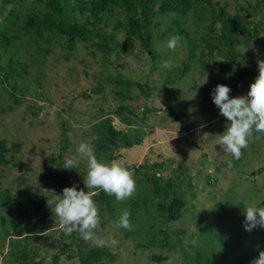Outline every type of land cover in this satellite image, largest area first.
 Instances as JSON below:
<instances>
[{
  "label": "rangeland",
  "instance_id": "374dc122",
  "mask_svg": "<svg viewBox=\"0 0 264 264\" xmlns=\"http://www.w3.org/2000/svg\"><path fill=\"white\" fill-rule=\"evenodd\" d=\"M38 7L37 0L0 4V140L11 163L21 164L0 166V190L21 188L42 208L39 215L27 206L24 216L0 212L5 217L0 264H17L8 245L17 240V248L33 247L26 258L31 263L46 255L48 264L50 255L58 254L54 264H202L195 258L198 253L208 264H251L264 251V228L246 231L244 208L264 207V132L253 127L239 159L224 152L219 134L230 122L219 114L211 91L224 84L232 90L230 98L246 95L258 76L257 61L264 57V0H193L183 15L156 11L140 34H148L149 46L144 48L134 35L128 53L119 52V44L128 40L121 12L95 24L113 34L108 52L93 44L99 39L95 34L69 50L59 37L43 32L38 38L19 27V19ZM219 8L227 14L238 11L249 30L246 40L236 36L232 51L216 37L219 21L212 10L216 16ZM172 36L180 37L175 51L167 47ZM237 53L244 58L239 64L256 74L242 76L231 65ZM166 60L174 62L171 69L161 67ZM9 66L15 74L2 81ZM120 106L144 115L135 118ZM167 109L180 119L174 120ZM103 117L119 131L138 136L139 143L99 151L94 126ZM81 142L91 144L98 161H117L131 171L136 184L131 198L114 199L108 208L93 195L99 225L92 231L103 246L84 241L77 232L78 240L65 246L62 236L69 233L46 203L73 183L77 190L98 191L83 184L85 161L72 170L63 168ZM155 180L167 197L151 191ZM172 198L184 206L177 220L164 221L157 204ZM124 210L130 212L131 233L113 226ZM147 232L156 236L153 244L146 243ZM88 252L95 257L82 259Z\"/></svg>",
  "mask_w": 264,
  "mask_h": 264
},
{
  "label": "trees",
  "instance_id": "16d2710c",
  "mask_svg": "<svg viewBox=\"0 0 264 264\" xmlns=\"http://www.w3.org/2000/svg\"><path fill=\"white\" fill-rule=\"evenodd\" d=\"M15 0H0L1 5H6L10 3H14ZM38 7L35 13H27L22 18L19 19L21 25L19 27L31 36L43 38V32H46L51 38L59 37V39L63 40V46L67 47L69 50L74 48L76 42H85L88 40H92V34H95L99 39L97 41H93V44L104 48V51H109L107 40L113 39V34H106L101 31L99 26L95 25L103 21H106L112 16L114 13L121 12L124 17V24L126 27L125 35L128 40L125 42H121L119 44V52L128 53V51L132 47L131 39L134 35L138 36L141 40V44L144 48L149 46V36L145 33L144 38L140 36L147 30V25L150 21V18L155 14L156 11L164 10L167 13H176V14H185L190 7L192 6L193 0H37ZM212 14L219 21L218 33L216 37L227 46L229 51H232L233 41L235 40L237 35H241L242 40L248 39L249 30L247 27L243 26L240 21L241 17L238 11H235L232 14H227L224 12L223 8H219L216 16ZM118 23V22H117ZM90 26V28H88ZM243 35V36H242ZM245 36V37H244ZM47 39H49L47 37ZM2 43V42H1ZM244 43V42H243ZM100 46V47H99ZM69 52V51H68ZM235 59L231 61V65L234 64L237 66L236 70L238 72H242V76H250L256 74L255 71H248L239 64V60L243 59V56L239 53L235 54ZM239 59V60H238ZM260 60H264V57H261ZM206 69H210V67H206ZM15 73L12 71L11 67H8V70H5L3 73L2 81H7L11 76ZM121 84L129 85V82L126 80H120ZM138 86V83H135ZM12 88V87H11ZM120 108H125L126 111L134 116L135 118H142L144 113L140 110V113H136L131 106H120ZM167 112L171 115V117L175 119H180L178 114H175L172 110L167 109ZM94 133L96 136V142L98 143L97 149L101 152L112 151L117 148H129L133 144H137L140 141L138 136H131L126 132L119 131L111 124L110 120L107 117H103L95 126ZM7 152L4 147L2 141L0 140V166L7 165L11 163V156L8 155V158L5 155ZM11 164H15L16 167H21V164L17 161H13ZM21 188L17 191H12L11 189H1L0 190V212L3 211L5 214H9V212H17L19 216H24L22 211L27 206L32 211L36 212V215H39L42 212L41 202L40 200L36 201L34 195H22ZM151 191L155 194L162 197L166 196V193L162 194V191L165 192L160 187L158 180H155L152 183ZM94 200L99 204H104L107 208L110 207V203L115 199L114 195L106 194L103 190H98L94 195ZM137 205V200L132 202V206ZM184 206V203L179 198L168 199L167 202H163L157 204V211L163 214L164 218L161 219L164 221H174L177 220L180 216V212ZM131 207V206H130ZM5 209L7 211H5ZM48 209V208H47ZM3 218L0 217L1 228H3ZM25 224L28 226L29 224L25 221ZM45 226V225H44ZM43 226V228H44ZM26 229L28 227H25ZM129 230H124L125 233ZM3 232H7V230H3ZM160 244L163 242L164 233H161ZM145 234L143 233L144 237ZM65 243V246H71L78 240L75 236V233L72 232L67 236H62ZM153 234L150 232L146 233V237L144 238L146 243L153 244L154 243ZM17 241H9L8 245L13 248L12 251L9 252L10 255L14 257V261L17 264H44L45 256L40 257L36 262H27L26 258L33 255V247L26 248L24 245L20 248H17ZM63 247V246H62ZM195 258L198 262L202 264H208L210 261L204 259L200 260L198 257V253H194ZM16 256V257H15ZM50 261L48 264H54L59 255L51 254ZM71 255H69V258ZM95 257L93 253L88 252L85 253L82 259H87ZM158 260L163 259V257H157Z\"/></svg>",
  "mask_w": 264,
  "mask_h": 264
},
{
  "label": "clouds",
  "instance_id": "9594fccd",
  "mask_svg": "<svg viewBox=\"0 0 264 264\" xmlns=\"http://www.w3.org/2000/svg\"><path fill=\"white\" fill-rule=\"evenodd\" d=\"M179 41V36H172L167 42V47L175 51ZM257 65L258 76L251 83L246 95L230 98L232 90L224 84H217L211 91L212 101L219 109V114L230 122L225 124V131L219 134V144L224 152L236 159L241 157V149L247 147L253 127L256 132H264V60H258ZM173 66L172 60L163 61L161 64V67L169 69ZM81 161L86 162L88 169L83 177L86 189L103 190L106 194L114 195L117 201H124L133 196L136 190L133 173L117 161H98L89 142H81L76 149V155L65 159L63 168L75 169ZM78 188L76 183L63 188L62 194L46 200L47 206L60 218L69 234L77 232L84 241H93L97 246H103L104 241L97 238L92 231L99 225L98 207L92 198L96 193L77 190ZM244 214L243 226L246 231L251 232L258 226L264 228V207L245 205ZM113 226L133 230L130 212L124 210L118 220L113 221ZM251 264H264V251H260Z\"/></svg>",
  "mask_w": 264,
  "mask_h": 264
}]
</instances>
